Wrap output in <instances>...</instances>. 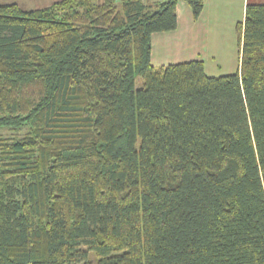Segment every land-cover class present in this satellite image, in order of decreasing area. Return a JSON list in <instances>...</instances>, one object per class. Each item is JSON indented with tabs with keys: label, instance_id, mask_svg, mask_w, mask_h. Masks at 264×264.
Instances as JSON below:
<instances>
[{
	"label": "trees",
	"instance_id": "obj_1",
	"mask_svg": "<svg viewBox=\"0 0 264 264\" xmlns=\"http://www.w3.org/2000/svg\"><path fill=\"white\" fill-rule=\"evenodd\" d=\"M179 1L0 3V264H264V3L208 75Z\"/></svg>",
	"mask_w": 264,
	"mask_h": 264
},
{
	"label": "crops",
	"instance_id": "obj_2",
	"mask_svg": "<svg viewBox=\"0 0 264 264\" xmlns=\"http://www.w3.org/2000/svg\"><path fill=\"white\" fill-rule=\"evenodd\" d=\"M29 2L35 4L41 0ZM250 3H264V0H204L202 12L196 18L189 3L180 0L176 6V29L152 34L153 65L197 59L204 61L208 75H215L210 69L213 66L211 62L214 64L216 61L233 69L228 72L237 71L242 52L237 24L242 23L244 29L246 6Z\"/></svg>",
	"mask_w": 264,
	"mask_h": 264
},
{
	"label": "rangeland",
	"instance_id": "obj_3",
	"mask_svg": "<svg viewBox=\"0 0 264 264\" xmlns=\"http://www.w3.org/2000/svg\"><path fill=\"white\" fill-rule=\"evenodd\" d=\"M30 0H0V3H8V2H17L19 3L22 7H24L25 9H33L35 7H43V6H46V5H49L50 3L56 1V0H41V2H37L35 4L33 3H30L29 2ZM99 1H102V0H99ZM29 5H34V6H29ZM212 63V68L210 69L211 73H214L215 75H222V74H226V73H231V72H228V71H233V69H228L227 68V64L226 63H221L220 64L216 61V63L213 64ZM226 71V72H225ZM136 84H137V87H141L142 85V80L140 77L137 78L136 80ZM0 132H5L4 129H0Z\"/></svg>",
	"mask_w": 264,
	"mask_h": 264
}]
</instances>
